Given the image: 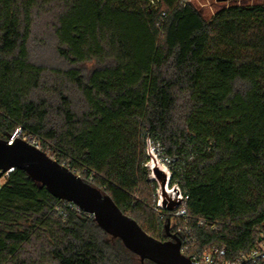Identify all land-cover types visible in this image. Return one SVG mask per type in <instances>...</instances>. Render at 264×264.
Masks as SVG:
<instances>
[{
    "label": "trees",
    "instance_id": "trees-1",
    "mask_svg": "<svg viewBox=\"0 0 264 264\" xmlns=\"http://www.w3.org/2000/svg\"><path fill=\"white\" fill-rule=\"evenodd\" d=\"M18 128L168 240L147 179L158 142L177 158L196 249L250 252L264 233V4L206 19L188 0H0V138ZM0 264L141 261L15 168L0 191Z\"/></svg>",
    "mask_w": 264,
    "mask_h": 264
},
{
    "label": "water",
    "instance_id": "water-1",
    "mask_svg": "<svg viewBox=\"0 0 264 264\" xmlns=\"http://www.w3.org/2000/svg\"><path fill=\"white\" fill-rule=\"evenodd\" d=\"M147 144L150 161L147 179L157 183L162 208L176 210L184 200L183 190L178 184L171 186L170 170L161 165L151 150L149 138ZM11 168L22 169L32 179L47 187L55 197L70 201L83 212L91 214L105 232L119 238L128 250L137 255L141 264L146 260L155 264H195L181 253V239L170 231L169 218L165 223L169 239H157L148 234L134 218L124 213L109 195L86 182L39 147L18 137L14 140L0 138V174Z\"/></svg>",
    "mask_w": 264,
    "mask_h": 264
},
{
    "label": "built area",
    "instance_id": "built-area-1",
    "mask_svg": "<svg viewBox=\"0 0 264 264\" xmlns=\"http://www.w3.org/2000/svg\"><path fill=\"white\" fill-rule=\"evenodd\" d=\"M22 135V136H20ZM16 137L21 138L41 149V144L39 138L32 133H23L21 128H18L15 133L12 135L11 140H14ZM151 150L156 154L159 162L163 167L169 169L171 174L174 173V164L177 160L176 157H170L163 154L162 147L158 142L154 140H150ZM148 149V146H147ZM148 151V150H147ZM150 161L146 163L147 167ZM14 168L9 169L5 173L0 174V191L2 189L3 184L9 177V175L13 172ZM2 170L0 169V172ZM174 184H178L176 182L171 183V186ZM179 185V184H178ZM157 194H158V185H157ZM184 200L182 204L176 210H167L162 208L158 196L157 202L154 204L153 208L157 212V214L164 218L166 221L169 218L170 221V231L181 239V253L188 257L195 264H259L264 260V233L262 235V240L258 244L257 247L253 248L248 253H243L237 258L231 259L227 258V250L226 247H221L219 245H211L202 250L196 249V239L193 236V227L190 224L188 209L186 205V200L188 199L187 195H184ZM63 205L75 207L78 211H82L78 206L74 203L62 200ZM56 210L59 215L65 217L61 205L58 204L56 206ZM83 212V211H82ZM89 214V213H86ZM92 216L91 214H89ZM93 217V216H92ZM208 221L205 218L198 219V225L203 226L206 225ZM212 228L215 229V225H212Z\"/></svg>",
    "mask_w": 264,
    "mask_h": 264
},
{
    "label": "rangeland",
    "instance_id": "rangeland-1",
    "mask_svg": "<svg viewBox=\"0 0 264 264\" xmlns=\"http://www.w3.org/2000/svg\"><path fill=\"white\" fill-rule=\"evenodd\" d=\"M191 1V3L198 8L203 16L206 19H210L217 9H219L221 6L229 5L232 3L236 4H253V3H263L264 0H225V1H219V0H188ZM22 136V135H20ZM48 155H52V152H46ZM52 157V156H51Z\"/></svg>",
    "mask_w": 264,
    "mask_h": 264
}]
</instances>
